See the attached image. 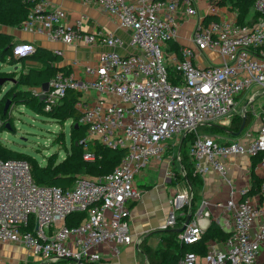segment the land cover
Returning a JSON list of instances; mask_svg holds the SVG:
<instances>
[{
    "label": "built area",
    "instance_id": "obj_1",
    "mask_svg": "<svg viewBox=\"0 0 264 264\" xmlns=\"http://www.w3.org/2000/svg\"><path fill=\"white\" fill-rule=\"evenodd\" d=\"M97 1L130 32V43L137 50L129 54L103 51L93 63L81 66L80 75L57 73L48 81L46 91L39 87L33 92L40 96L45 111L57 106L68 90L79 92L74 106L80 113L76 125L85 129L80 143L85 147L97 140L112 149H126L124 156L112 172L79 176L67 189L35 183L25 160L0 158V243L21 244L43 264L97 263L101 248L109 244L133 243L138 250L140 241H132L129 229L128 205L140 196L134 185L136 174L162 154L174 135L182 134L184 139L200 125L230 118L241 93L256 87L242 106L243 115L247 104L256 100V92L264 95V0H254L256 20L243 25L237 23L235 12L232 17H218L219 6L214 3L208 4L207 15L202 16L194 0ZM184 16L197 19L191 44L181 46L178 54L169 41L178 38ZM66 18L64 9H48L39 1L21 26L67 44L83 41L116 47L123 42L101 30L85 32L81 20L68 23ZM206 50L216 51L220 62L195 64L196 55ZM54 52L62 54L59 49ZM169 67L180 74L179 82H172ZM4 122L0 119V129ZM240 135V139L221 142L212 135L195 133L187 142L194 172L202 174L212 168L228 181L223 158L231 154L258 157L256 164L264 169V108L255 134L243 131ZM83 159L93 161L96 155L88 148ZM245 193L246 189L239 190V194ZM191 198L189 189L174 192L162 228L175 226L178 212L190 205ZM207 205L203 201L191 216L177 234L179 241L191 244L201 238L209 225ZM217 206L231 217L229 236L208 245L205 256L187 252L176 264H260L264 180L255 200L230 195ZM82 211L85 217L79 224H65L69 214Z\"/></svg>",
    "mask_w": 264,
    "mask_h": 264
},
{
    "label": "crops",
    "instance_id": "obj_2",
    "mask_svg": "<svg viewBox=\"0 0 264 264\" xmlns=\"http://www.w3.org/2000/svg\"><path fill=\"white\" fill-rule=\"evenodd\" d=\"M40 1L44 3L45 8L54 9L60 7L64 9L67 16L66 21L68 23L81 20V27L85 32L101 30L120 37L123 42L116 47H109L102 43L89 45L85 44L83 41L67 44L61 40L51 39L46 35L24 30L22 26H0L1 31L11 33L15 38L26 42L27 44H23V48L32 49L34 46H42L52 51L59 49L62 51V54L59 56V62L57 65L66 66L70 71H73L78 75L82 73V65L93 63L103 51L114 50L120 54H129L137 50L135 45L130 43V32L127 29H122L118 25L119 23L115 17H112L103 11L97 0H92L90 3L84 2L83 0ZM194 2L200 14L206 16L208 4L211 3L208 2V0H194ZM214 5L216 4L214 3ZM218 8L220 10V12L217 13L218 17L219 15H228L232 17L235 12L233 9H226L225 6H219ZM209 16L212 15L209 14ZM196 19V16H184L180 20L178 38L175 40L180 47L189 46L191 44L190 34L193 30ZM220 60L218 53L214 50H206L201 55H196L194 58L195 64L199 65L218 63ZM74 62L77 64L73 66L72 64ZM29 65H32V63H29ZM35 88L38 89L39 87ZM245 104L246 102H243L241 105L243 106ZM242 106H240V109L237 111L232 110V116L238 111L242 113ZM253 110L254 109L251 110L250 119L254 115ZM232 116L228 118L229 121L227 123H223V125L219 126H227L230 123ZM259 124L260 115L250 128L243 131L251 132L254 135ZM212 136L216 137L219 141L230 142L240 139L241 135L225 137L224 135L217 133L212 134ZM182 139L183 135H174L169 140L168 145L176 143L177 148H172L170 151L168 149L162 159L152 158L134 178V185L140 191V196L128 204L130 208L129 229L133 242H138L142 238H145L151 247H157L161 237L160 231L164 229L162 226L165 224L169 213V205L172 195L178 189L190 190V185L185 179V168L181 162L180 146ZM253 159L255 158L246 154H231L224 157L223 160L226 164L225 175L228 181H225V179L217 174L212 168H209L207 171L200 174L202 183L199 191V200L197 201V210L200 209L203 201L208 202L207 208L210 211L208 217L209 223L211 220L216 221L224 230L228 231L232 227L231 217L227 218L222 212V209L217 206V203H224L230 195H233L236 199L248 200H255L258 197L260 187L258 193L251 190L252 177L264 180V169L258 167L256 164L258 157L255 162ZM176 176H179V180L176 179ZM240 189H246V193L243 195L239 194ZM182 213L183 211H179L178 215H182ZM257 223L258 222L254 224L253 231L257 229ZM214 243L219 244L220 242L210 240L207 243V247ZM16 245L18 244L0 243V248L2 249L0 250V253H5V251L9 252L8 247ZM115 248L117 249L116 251ZM136 251L138 250L134 248L133 243L105 245L101 248L99 264H137ZM19 254H25L23 248L20 249ZM27 255H25L27 257L26 260H28L30 264H43L37 257L31 256V254ZM259 263L264 264V241L260 249ZM15 264L18 263L16 262Z\"/></svg>",
    "mask_w": 264,
    "mask_h": 264
},
{
    "label": "trees",
    "instance_id": "obj_3",
    "mask_svg": "<svg viewBox=\"0 0 264 264\" xmlns=\"http://www.w3.org/2000/svg\"><path fill=\"white\" fill-rule=\"evenodd\" d=\"M39 1L40 0H0V26H21V23L25 20L31 8ZM210 1L215 2V4L219 6L226 5L233 9L236 13V21L239 24H249L256 20V15L252 11L254 0ZM23 44L27 43L15 38L11 33L0 30V58L9 55L10 63L19 67L17 69L18 78H9L8 80L11 85L3 92L2 100L0 101V119L4 120L7 115L4 101L9 98L10 102L15 106L23 105L27 109L43 116L54 119L71 118L73 120V124L70 125L71 141L69 150L64 159L57 161V155L53 153L47 157L46 164L43 165L32 155L12 149L5 145L0 139V158L25 160L29 165L30 173L35 183L43 186L56 185L63 189L72 187L75 179L79 176L89 175L96 177L112 172L124 156L126 149H112L94 140L89 143V150L96 155V159L93 161H86L83 159L84 145L80 143V140L85 137V129L80 124L75 127L80 113L74 106L80 93L68 90L63 100L57 106L49 111H45L40 96L36 95L31 90L35 87L43 88V85L48 83L57 73L68 74L70 69L66 66L57 65L60 55L42 46H34L30 52L23 55H13L11 53L16 46ZM169 46L180 54V45L177 42L169 41ZM29 63H32V65H29ZM168 70L172 82H179L180 74L171 67H169ZM2 76L3 74L0 71V80H2ZM242 96L243 93H241L238 98ZM249 112L250 111L246 110L244 115L235 112L230 123L227 126H222L226 129L221 126L209 124L210 129L225 137H231L233 135L230 132L239 129L243 118H245V127L248 125L250 121ZM6 123H8V120H6L1 127L0 134L9 126V123L5 125ZM195 133L196 132L187 133L180 146L181 162L185 168V179L188 181L192 193L190 205L185 206L181 210L183 211L181 216L177 214L174 227L165 228L160 231L161 237L157 247H151L145 238L140 240L138 252L143 255L144 263L176 264L187 252H193L199 257H203L207 253L208 241H223L229 236V232L224 230L213 220L210 221L209 225L202 233L201 238L191 244L179 241L177 239L178 233L174 231V228L183 225L187 214L193 216L198 208L197 201L199 200L202 178L199 173L194 172L195 167L192 156L189 155L188 151L183 152V146L186 145L189 140L193 139ZM253 158H255L253 159L255 162L257 157L253 156ZM176 179L179 180V176H176ZM262 181L263 179L252 177L251 190L258 193ZM84 217V211L69 214L65 218V224L69 226L79 224ZM90 264H99V262Z\"/></svg>",
    "mask_w": 264,
    "mask_h": 264
},
{
    "label": "rangeland",
    "instance_id": "obj_4",
    "mask_svg": "<svg viewBox=\"0 0 264 264\" xmlns=\"http://www.w3.org/2000/svg\"><path fill=\"white\" fill-rule=\"evenodd\" d=\"M208 2L215 3L211 2L210 0H208ZM17 47L18 46H16L12 50L11 53L13 55H21L22 53L26 52V49H28L23 47L18 49ZM18 68L19 67L10 63L9 55L4 58H0V71L3 74L2 80L0 82V101L2 100L3 92L7 90L11 85L8 79L11 77L15 79L18 78ZM255 88L256 87H252L251 89L247 90L243 94V96L237 101L238 103H236L233 110H239V107L242 106L241 104L247 101V97L252 94V90H254ZM33 89L31 90L34 91ZM255 95L257 97L256 100L251 104H247V109L248 111H250L249 115H251L250 113L252 109H254V115L248 122V125L246 126L247 128H245L244 130H247L252 126V124L256 121V119L260 115V112L264 108V95H262L260 91L256 92ZM7 101L8 104L5 108L7 115L5 119L8 120L9 126L6 127V130L2 131L0 134V139L3 141V143L12 149L20 150L32 155L39 163L43 165L46 164L47 157L53 153L57 155V161H61V159H64L67 151L69 150V145L71 141L70 125L73 124V120L71 118L54 119L48 116L37 114L27 109L23 105L15 106L13 103L10 102L9 98L4 101V106H6ZM5 119L4 121H6ZM228 121V117H222L215 120L211 124L219 126L223 125V123H227ZM8 123L6 124L8 125ZM210 125H201L195 130V132L200 135L217 134L210 129ZM90 142L91 141H89L84 147V152L86 151V149L89 148L88 145ZM172 148L176 149L177 144H167L164 151L158 158L162 159L165 152L168 149L170 151V149ZM188 149V144L183 146V152H187ZM8 248L9 252L5 251V253H0V264H15L16 262L18 264H30V262L26 260L27 257L25 256L27 254L29 255L30 253L25 246L18 244L16 246H11ZM22 248L24 249L25 254L20 255L19 251ZM0 250L2 249L0 248ZM136 263L145 264L143 255L140 254L138 251H136Z\"/></svg>",
    "mask_w": 264,
    "mask_h": 264
},
{
    "label": "water",
    "instance_id": "obj_5",
    "mask_svg": "<svg viewBox=\"0 0 264 264\" xmlns=\"http://www.w3.org/2000/svg\"><path fill=\"white\" fill-rule=\"evenodd\" d=\"M0 82H1V80H0ZM47 87H48V83H45V84L43 85V88H42L43 91H46V90H47ZM7 104H8V101H7V103H6L5 108L7 107ZM76 126H77V125L75 124V127H76ZM221 127H222V126H221ZM244 127H245V118L242 119V122H241V125H240L239 129H238L237 131H231L230 133H231L233 136H239L240 133L242 132V130L244 129ZM222 128H224V127H222ZM224 129H226V128H224ZM190 219H191V214H187V215H186V218H185V221H184V223H183V225H182L181 227L174 228V231L177 232V233L181 232V231L186 227V225L189 223Z\"/></svg>",
    "mask_w": 264,
    "mask_h": 264
}]
</instances>
